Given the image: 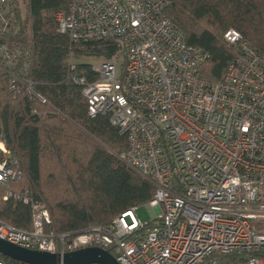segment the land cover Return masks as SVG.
<instances>
[{
	"label": "built area",
	"instance_id": "built-area-1",
	"mask_svg": "<svg viewBox=\"0 0 264 264\" xmlns=\"http://www.w3.org/2000/svg\"><path fill=\"white\" fill-rule=\"evenodd\" d=\"M166 5L67 0L56 18L71 42L111 40L116 47L91 65L95 79L76 74L72 61L67 78L82 88L88 116H106L125 137L119 158L154 187L144 204L153 210L150 219L141 221L131 207L107 225L57 233L43 201L8 188L22 163L0 134L3 199L32 209L28 230L0 218L1 240L59 254L99 247L118 264H219L213 255L252 251L261 255L236 264H264V55L228 28L223 39L235 48L234 59L218 79L201 78L209 53L186 42ZM27 16L28 0H0V38L23 34L26 41L0 39V74L13 95L34 94L44 103L29 77Z\"/></svg>",
	"mask_w": 264,
	"mask_h": 264
},
{
	"label": "trees",
	"instance_id": "trees-1",
	"mask_svg": "<svg viewBox=\"0 0 264 264\" xmlns=\"http://www.w3.org/2000/svg\"><path fill=\"white\" fill-rule=\"evenodd\" d=\"M165 16L185 35L186 42L209 53L201 78L216 80L234 59L235 48L223 39L236 29L264 55V0H165ZM67 0H28L27 22L32 49L29 77L32 90L44 98L9 90V77L0 74V134L11 153L21 159L22 175L8 188L27 191L48 207L57 233L88 226H103L131 207L147 203L154 187L119 158L126 140L106 116L90 117L81 87L67 78L68 63L89 81L96 78L91 64L76 60L108 59L116 47L111 40L71 42L59 31L57 14ZM24 44L23 34L0 38ZM18 80L23 75L13 68ZM0 218L15 227L30 229V204L3 199ZM111 252V251H110ZM261 253L213 255L219 264H236ZM5 264H24L3 257Z\"/></svg>",
	"mask_w": 264,
	"mask_h": 264
},
{
	"label": "water",
	"instance_id": "water-1",
	"mask_svg": "<svg viewBox=\"0 0 264 264\" xmlns=\"http://www.w3.org/2000/svg\"><path fill=\"white\" fill-rule=\"evenodd\" d=\"M0 254L24 264H118L110 252L99 247H86L59 254L23 248L0 239Z\"/></svg>",
	"mask_w": 264,
	"mask_h": 264
},
{
	"label": "rangeland",
	"instance_id": "rangeland-1",
	"mask_svg": "<svg viewBox=\"0 0 264 264\" xmlns=\"http://www.w3.org/2000/svg\"><path fill=\"white\" fill-rule=\"evenodd\" d=\"M22 8L24 9V12H27V4H22ZM101 58H93V57H85V58H81L76 60L77 62H84V63H89L91 65L98 63V61H100ZM152 212L153 210L151 208H148L144 205L139 206L136 209V214L138 215L139 219L141 221H147L150 219V217L152 216ZM264 230V229H262Z\"/></svg>",
	"mask_w": 264,
	"mask_h": 264
}]
</instances>
